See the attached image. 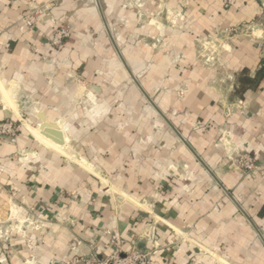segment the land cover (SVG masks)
<instances>
[{
	"label": "crops",
	"instance_id": "1",
	"mask_svg": "<svg viewBox=\"0 0 264 264\" xmlns=\"http://www.w3.org/2000/svg\"><path fill=\"white\" fill-rule=\"evenodd\" d=\"M263 59L264 0H0V264L102 259L113 233L155 264H264V79L236 94Z\"/></svg>",
	"mask_w": 264,
	"mask_h": 264
},
{
	"label": "built area",
	"instance_id": "2",
	"mask_svg": "<svg viewBox=\"0 0 264 264\" xmlns=\"http://www.w3.org/2000/svg\"><path fill=\"white\" fill-rule=\"evenodd\" d=\"M234 0H224V4L229 6ZM162 2V1H161ZM51 11V5H44L30 9L23 17V24L33 29L39 22L48 16ZM227 36H230L232 29L224 31ZM72 36V27L68 22L61 21L55 24L53 36L50 39L54 47L60 48ZM20 132V127L14 122L6 121L0 123V138L8 137L13 143L17 142V137ZM238 168L250 175H257L262 173L260 167L257 166L253 157L248 154H241L239 156ZM108 254L102 259H84L74 258L64 264H155L156 249L143 251L135 248L127 249L125 241L119 233H113L110 237L108 246Z\"/></svg>",
	"mask_w": 264,
	"mask_h": 264
},
{
	"label": "trees",
	"instance_id": "3",
	"mask_svg": "<svg viewBox=\"0 0 264 264\" xmlns=\"http://www.w3.org/2000/svg\"><path fill=\"white\" fill-rule=\"evenodd\" d=\"M261 79H264V59L255 77L249 76L246 71L239 75V88L236 94H244L248 89L255 87Z\"/></svg>",
	"mask_w": 264,
	"mask_h": 264
},
{
	"label": "bare ground",
	"instance_id": "4",
	"mask_svg": "<svg viewBox=\"0 0 264 264\" xmlns=\"http://www.w3.org/2000/svg\"><path fill=\"white\" fill-rule=\"evenodd\" d=\"M45 126H47L48 128H50L49 124H44ZM43 124L39 126V129H33L31 127H28V130L32 133V135L39 140V142L41 144H43L44 146H46L49 149L58 151L64 155H66V153L63 151L62 146L57 144L56 142H54L53 140L43 136L42 134V130L41 127L44 126ZM25 126V125H24ZM44 128V127H43ZM47 128V129H48ZM56 129V128H55ZM58 131V130H57Z\"/></svg>",
	"mask_w": 264,
	"mask_h": 264
},
{
	"label": "water",
	"instance_id": "5",
	"mask_svg": "<svg viewBox=\"0 0 264 264\" xmlns=\"http://www.w3.org/2000/svg\"><path fill=\"white\" fill-rule=\"evenodd\" d=\"M41 118L43 120V125H44L45 124L44 118L43 117H41ZM49 126H50V128H48L45 125L41 127L43 136L53 140L54 142H56L57 144H59L61 146H63L64 145L63 135L60 132L55 131L56 127L54 125H49Z\"/></svg>",
	"mask_w": 264,
	"mask_h": 264
}]
</instances>
